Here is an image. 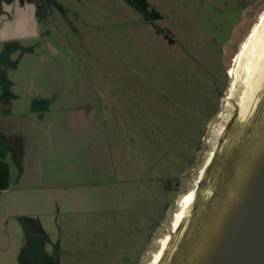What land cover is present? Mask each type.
<instances>
[{"label": "rangeland", "instance_id": "rangeland-1", "mask_svg": "<svg viewBox=\"0 0 264 264\" xmlns=\"http://www.w3.org/2000/svg\"><path fill=\"white\" fill-rule=\"evenodd\" d=\"M149 1L152 9L167 16L166 25L150 27L138 16L136 21L122 16V12L133 13L123 4L118 5L119 15L114 1L52 0L49 6H40L37 34L27 36L30 29L21 14L23 24L12 21L6 28L16 37L0 44V64L12 81L8 87L16 95L18 108L29 106L28 97L37 100L33 105L48 103L47 96L64 97L65 103L51 104H66L73 111L92 108L78 122L71 118L72 124L89 128L79 145H72L76 151L70 160L83 170L84 185L30 192L23 210L35 215L42 211L40 220L51 233L56 227L46 211L55 205L62 212L80 206L84 215L102 209L99 221L110 218L103 211L108 208L118 211L117 220L125 213L136 217L134 225L146 218L149 223L158 220L139 264H151L173 229L177 211L186 214V222L179 230V243L173 233L172 245L177 253L186 249L195 238L193 229L201 211L215 200V190L225 185L222 176L231 154L242 149L241 141L264 115V77L241 115L248 84L244 81L246 54L240 56L242 46L256 39V34L251 35L256 24L262 29L264 0ZM6 9L8 14L16 13L10 4ZM198 77L211 97L217 98L220 91L222 95L213 116L195 119V125L197 120L202 122L200 136L190 124L202 106L201 91L195 93ZM213 84L218 89L208 92ZM47 112L49 123L58 121L57 116L66 123L65 115L52 108ZM55 131L57 135L50 137L56 149L66 129ZM67 144L63 140L61 152ZM62 161L65 172L68 163ZM194 190L198 201L193 198L182 204V197ZM66 192L71 198L57 197L55 204L53 194L66 197ZM7 198H2L1 205H6ZM1 210L0 264H19L20 224L15 217L5 219ZM43 260L50 263L51 258Z\"/></svg>", "mask_w": 264, "mask_h": 264}, {"label": "crops", "instance_id": "crops-1", "mask_svg": "<svg viewBox=\"0 0 264 264\" xmlns=\"http://www.w3.org/2000/svg\"><path fill=\"white\" fill-rule=\"evenodd\" d=\"M0 3V44L6 42L9 37H16L14 33L7 32L6 28L12 21L14 25H20V22L23 24L19 17L21 14L26 16L23 17L24 24L30 29L27 36L37 34L35 28L39 21L35 15V6L30 1L0 0ZM9 4L16 8V13H7L6 8ZM11 83L12 81L7 78V69L3 70L0 64V201L8 197L6 205L0 203V209L5 219L11 216L19 221V230L22 232L19 264H35L39 261L46 264H135L138 248L142 249L144 244V227H136L125 217L117 220L115 215L118 211L115 208L103 210L106 218H110L99 221L97 214L102 209H98L97 212L88 211L89 213L84 215L85 211H82L80 206L74 207L73 212H62L61 208L55 205L46 211L54 219L56 227L54 233L41 222L38 214L42 211L38 210L35 215L23 210L30 192L57 189L65 191L84 185L82 184L85 181L84 175L81 174L83 170L78 169L70 160L76 151V146L72 145H79V139L85 138L86 130L89 128L72 124L71 118L78 122L77 118L88 116L92 108L79 107L73 111L72 107L66 104L53 105L55 102H66L61 96H47L45 101L49 104L38 105L31 104L38 102L31 101L28 97L26 101H30L29 106L18 108L15 104L16 95L12 94L8 87ZM52 101L54 102L51 104ZM51 108L59 116L65 115L66 123L62 124L58 116L55 117L58 121L52 123L45 120L50 117L47 111ZM20 115L23 116L18 119ZM40 117H43L45 125H41ZM56 128L66 129L65 135L61 134L59 138L60 149L59 146L55 149V141L50 137L57 135ZM63 140L68 144L67 150L61 152ZM98 140L102 141V138ZM102 143L104 144V140ZM64 159L68 164L65 172H62ZM87 164L88 160H85L84 165ZM58 165L59 169L56 168ZM53 195H56L55 204H58L57 197L62 200L71 198L67 192L66 197ZM77 203L79 205V202ZM137 232L142 239L136 238ZM43 259L50 260V263Z\"/></svg>", "mask_w": 264, "mask_h": 264}, {"label": "water", "instance_id": "water-1", "mask_svg": "<svg viewBox=\"0 0 264 264\" xmlns=\"http://www.w3.org/2000/svg\"><path fill=\"white\" fill-rule=\"evenodd\" d=\"M257 122L246 127L251 129L242 149H230L225 185L214 189L215 200L201 211L195 238L184 251H175L172 237L176 233L179 243L186 222L182 215L155 264H264V115ZM192 193L191 200L198 201Z\"/></svg>", "mask_w": 264, "mask_h": 264}, {"label": "bare ground", "instance_id": "bare-ground-1", "mask_svg": "<svg viewBox=\"0 0 264 264\" xmlns=\"http://www.w3.org/2000/svg\"><path fill=\"white\" fill-rule=\"evenodd\" d=\"M257 26L258 25L256 24L251 34L252 36L256 34V39H254L252 42L250 41L249 44H247L246 46H242L243 48L240 53V56H242L243 53L246 54V75L244 81L248 84L247 89H245L244 91L243 102L241 105V115H244L245 112L248 110V104L264 77V16H262L261 18L262 29L258 30L260 26ZM249 45H251L250 48ZM238 58L239 56L237 57V60H239ZM235 73L236 72H234V74ZM192 197V192L184 195L182 197V204L187 205ZM184 214L185 213H182L181 211H177L175 213V217L172 222L173 227L178 224L180 218ZM167 238L168 235L163 238L160 248L153 255L151 264H155V262L159 258L162 248L164 247L167 241Z\"/></svg>", "mask_w": 264, "mask_h": 264}, {"label": "trees", "instance_id": "trees-1", "mask_svg": "<svg viewBox=\"0 0 264 264\" xmlns=\"http://www.w3.org/2000/svg\"><path fill=\"white\" fill-rule=\"evenodd\" d=\"M41 7H43V6H41ZM39 9H40V6H37V10H36V16H37V18L41 17V15H42V13L39 11ZM201 82H202V80H201L200 77H198L197 80L195 79V88L197 89V90L195 89V93L198 92V90L201 91V96L202 97L200 98V102H202V104H201L202 106H199L200 108L197 109L195 118L193 120H191L192 122L190 123L191 126H192V132L194 134L197 133L198 136H200L202 134V130H203L202 129V122L199 121V120H197L196 121V125H195V122H194L195 119H197V118L203 119V117H211V116H213L217 112V105H218L217 98L219 96L220 97L222 96L221 95V91H220L218 93V97L217 98L211 97L209 93H206L203 90L204 87H203V84H201ZM214 89H218L217 88V85H215V84H213V87H211L210 89H208V92H209V90H214ZM178 134L181 137L184 136L181 133H178ZM183 140L186 141V139H183ZM163 212H164V209H163ZM125 214L122 216V218H124V217L125 218H128L129 219V222H131V224H132L133 223V220L136 217L135 218H132L130 215L129 216H126ZM157 221L158 220H154V221H151L149 223L148 218H146V219L142 220V223L143 224L142 223H139V222L137 224H135L136 227H139L140 225H142V227H144V230L142 229L143 232H144V235H143V243L144 244L142 245L143 246L142 249L141 248H138L139 251H137V254H136V262H135V264H139V262L141 260V256L145 252V248H146V246H147V244L149 242V239H150V237L152 235L153 228L155 229V227H156V222ZM154 223H155V226L153 225ZM136 238L137 239H140V238L142 239V237L140 236V233L138 234V232H137Z\"/></svg>", "mask_w": 264, "mask_h": 264}, {"label": "flooded vegetation", "instance_id": "flooded-vegetation-1", "mask_svg": "<svg viewBox=\"0 0 264 264\" xmlns=\"http://www.w3.org/2000/svg\"><path fill=\"white\" fill-rule=\"evenodd\" d=\"M28 1H30L35 6V15H36L37 6L47 7L50 5L52 0H28ZM93 1L99 2V0H93ZM108 1H114L115 2L114 4H116L118 7V14L120 13V8L118 5L123 4V5L127 6L128 11L131 9V11L133 13L132 14L131 13L125 14L126 12H122L121 13L122 16H126V15L133 16L132 18H134L135 21H136L135 16H138L139 18H141V20L145 21L150 27L154 26V24H156V23L164 25L165 20L167 19V16L160 13L159 10L152 9L150 7V1L149 0H108ZM121 14H119V15H121ZM37 19L39 20V18H37ZM164 36L166 38H168L167 35H164Z\"/></svg>", "mask_w": 264, "mask_h": 264}]
</instances>
